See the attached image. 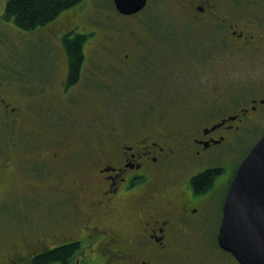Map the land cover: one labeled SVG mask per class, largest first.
I'll return each instance as SVG.
<instances>
[{
	"label": "flooded vegetation",
	"instance_id": "flooded-vegetation-1",
	"mask_svg": "<svg viewBox=\"0 0 264 264\" xmlns=\"http://www.w3.org/2000/svg\"><path fill=\"white\" fill-rule=\"evenodd\" d=\"M178 12L182 27L200 34L194 47L195 80L225 74L216 90H227L235 74H264V0H178ZM75 28L63 34L76 33ZM81 75L70 81L68 74L67 83L65 74L64 95ZM234 90L215 105L202 96V106L194 102L186 115L187 125L154 134L114 127L97 131L94 142L76 139L75 148L73 137L51 140L40 134L37 140L48 147L37 148V161L45 163L48 172L63 170L46 183L43 208L65 212L51 213L43 228L49 232L22 239L0 263L47 258L52 264H240L217 241L225 195L239 164L226 184L221 181L219 187L217 179L224 174L222 164L236 137L255 138L253 146L264 135V79H244L240 89L235 82ZM3 92L0 87L6 122L20 126L21 107L1 96ZM57 144L51 154L49 147ZM23 147L6 152L3 180L21 170ZM212 170L219 173L206 180L209 184L193 183ZM200 184L209 187L202 191ZM218 193L223 196L211 237Z\"/></svg>",
	"mask_w": 264,
	"mask_h": 264
},
{
	"label": "rangeland",
	"instance_id": "rangeland-1",
	"mask_svg": "<svg viewBox=\"0 0 264 264\" xmlns=\"http://www.w3.org/2000/svg\"><path fill=\"white\" fill-rule=\"evenodd\" d=\"M6 2L0 0L1 96L20 106L24 117L20 126L7 124L0 109V262L10 256L6 251L15 252L13 246L22 239L30 241L49 232L43 228L51 213L65 212L61 208L49 213L43 208L46 183L63 170L48 172V166L37 161V151L48 147L37 140L40 134L51 140L73 137V148L79 147L76 139L94 142L97 131L114 127L138 135L154 134L187 125L186 115L194 102L200 101L202 106V96L215 105L222 96L236 91L235 82L240 89L244 79L250 83L264 79V74H235L227 81L232 83L227 90H216L225 74H205L195 80L194 47L200 34L196 28L182 27L178 0H147L145 8L131 16L119 14L112 0H83L34 31L20 30L2 19ZM70 27H76L75 32L86 39L81 78L66 96L61 91L67 69L61 36ZM254 141L243 136L234 139L218 186L232 177ZM19 144L24 146L22 168L3 180L2 160ZM57 146L49 147L51 154ZM222 196L218 193L214 200L211 237L216 232Z\"/></svg>",
	"mask_w": 264,
	"mask_h": 264
},
{
	"label": "water",
	"instance_id": "water-1",
	"mask_svg": "<svg viewBox=\"0 0 264 264\" xmlns=\"http://www.w3.org/2000/svg\"><path fill=\"white\" fill-rule=\"evenodd\" d=\"M125 16L143 10L147 0H112ZM218 245L240 264H264V135L238 165L227 189Z\"/></svg>",
	"mask_w": 264,
	"mask_h": 264
},
{
	"label": "trees",
	"instance_id": "trees-1",
	"mask_svg": "<svg viewBox=\"0 0 264 264\" xmlns=\"http://www.w3.org/2000/svg\"><path fill=\"white\" fill-rule=\"evenodd\" d=\"M83 0H7L2 19L11 22L18 29L23 31H34L38 28L47 26L58 18L64 10H70L77 6ZM86 39L85 35L78 33H66L61 36V45L64 48L67 58V83L69 80L74 81L77 74H80L83 52L82 45ZM208 173V174H207ZM205 175L196 178L194 184L201 181H209V177H215L218 171H207ZM206 181V182H207ZM205 182V184H206ZM209 182H207L209 184ZM200 184L197 187L202 191L209 186ZM30 264H52L47 258L33 260Z\"/></svg>",
	"mask_w": 264,
	"mask_h": 264
}]
</instances>
